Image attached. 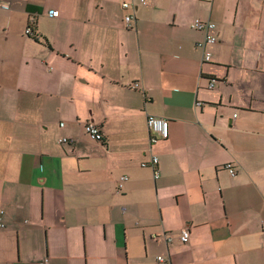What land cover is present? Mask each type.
Listing matches in <instances>:
<instances>
[{"label": "crops", "instance_id": "obj_1", "mask_svg": "<svg viewBox=\"0 0 264 264\" xmlns=\"http://www.w3.org/2000/svg\"><path fill=\"white\" fill-rule=\"evenodd\" d=\"M0 3V264H264V0Z\"/></svg>", "mask_w": 264, "mask_h": 264}, {"label": "built area", "instance_id": "obj_2", "mask_svg": "<svg viewBox=\"0 0 264 264\" xmlns=\"http://www.w3.org/2000/svg\"><path fill=\"white\" fill-rule=\"evenodd\" d=\"M141 2L143 4H145V0H141ZM1 4V3H0ZM130 4H124L123 8L124 9H130ZM50 17H57V12H50L49 13ZM135 20V16L134 15H129L125 17V23L127 25L128 28H131V25L133 23V21ZM195 30L202 32L204 34V39L203 42L198 43L196 46L200 49H202L203 51V62H210L211 61V52L209 51V48L213 45H215L218 41L217 36L215 35V31H216V25L211 22V21H203V20H196L192 26ZM32 33V29L28 28L26 30V34L27 35H31ZM215 80H211L209 82V89H213L215 87ZM139 85L136 84L135 88H137ZM197 106L200 107L202 106L201 103H197ZM147 125H148V129L152 134L151 137V144H154L156 142H158L159 140H167L169 138L170 135V130H169V121L165 118H161V117H156V116H149L147 119ZM85 132L87 134V136L94 142H98V143H103L105 136L103 131L101 130L100 126L96 125L95 123L89 122L85 125ZM60 143L63 144H72L73 140L71 139H67L64 138L62 140H60ZM158 158L153 157V159L151 160V162L149 163H145L142 164V167H151L154 170V177L155 179L159 178V172L157 170L158 167ZM226 169L229 170V173L231 176H235L236 175V171L233 167L232 164H228L226 166ZM123 180H127V178H123ZM4 224H0V228H3ZM180 242L183 244H187L190 240V232L187 228L183 229L180 233L179 236ZM166 240L168 243L172 242V239L169 237H166ZM158 260L160 262H163V258L159 257Z\"/></svg>", "mask_w": 264, "mask_h": 264}]
</instances>
